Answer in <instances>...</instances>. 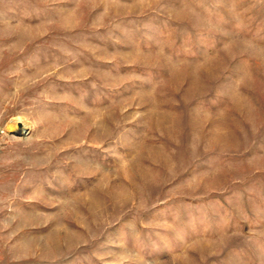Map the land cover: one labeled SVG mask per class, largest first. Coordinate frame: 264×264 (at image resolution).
<instances>
[{"label": "rangeland", "instance_id": "374dc122", "mask_svg": "<svg viewBox=\"0 0 264 264\" xmlns=\"http://www.w3.org/2000/svg\"><path fill=\"white\" fill-rule=\"evenodd\" d=\"M0 264H264V0H0Z\"/></svg>", "mask_w": 264, "mask_h": 264}, {"label": "bare ground", "instance_id": "6f19581e", "mask_svg": "<svg viewBox=\"0 0 264 264\" xmlns=\"http://www.w3.org/2000/svg\"><path fill=\"white\" fill-rule=\"evenodd\" d=\"M13 123H11V125H9V126H13L12 125ZM10 128V127H9ZM14 129H15V126H13L12 128H11V130H13L14 131ZM88 200L91 202L90 204H92V203H94L95 201H96V196H95V194H94V192L93 193H91V194H89V198H88Z\"/></svg>", "mask_w": 264, "mask_h": 264}]
</instances>
